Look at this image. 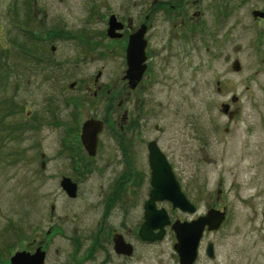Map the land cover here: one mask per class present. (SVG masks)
I'll list each match as a JSON object with an SVG mask.
<instances>
[{"label": "rangeland", "instance_id": "rangeland-1", "mask_svg": "<svg viewBox=\"0 0 264 264\" xmlns=\"http://www.w3.org/2000/svg\"><path fill=\"white\" fill-rule=\"evenodd\" d=\"M123 1L0 0V264L32 239L48 242L45 264H62L69 240L80 237L73 229L88 230L124 157L137 162L139 172L148 171L151 140L188 199L206 195L226 206L225 222L203 240L215 246L216 260L201 256L197 264H264V19L251 16L255 9L264 12V0H200L195 10L204 13L187 41L188 54L180 43L166 64L156 60L157 80L117 110L111 88L123 73L121 60L80 32L94 27L85 20L94 9L116 11ZM39 28L52 35L42 36ZM34 29L37 38L30 37ZM21 44L37 47L42 63ZM235 59L239 73L230 69ZM98 72L100 90L86 91ZM221 104L237 115L228 120ZM123 109L132 123L127 155L111 137L112 120ZM89 117L108 124L96 155L73 169L66 149L78 152L76 134ZM63 176L77 182L75 199L60 189ZM130 187L147 192L146 184Z\"/></svg>", "mask_w": 264, "mask_h": 264}, {"label": "flooded vegetation", "instance_id": "flooded-vegetation-1", "mask_svg": "<svg viewBox=\"0 0 264 264\" xmlns=\"http://www.w3.org/2000/svg\"><path fill=\"white\" fill-rule=\"evenodd\" d=\"M201 1L124 0L123 4L116 11H106L103 12L104 14H98L97 10L94 9V12L91 14L92 16H89V18L85 17L86 24L89 26H96V28H81V35L87 38L89 42H97V50L103 51V53L105 52V54L108 55L119 57L121 60L120 65L123 68V73L120 80L117 79L111 88L117 93L115 95L117 110L123 106L124 101L126 102L132 93L137 90L138 92L141 91L146 86L147 82L149 83L150 81L154 82L157 80L155 72L158 71V66H156V60L158 61V65L166 64L169 58L179 54L181 51L179 49L180 43L186 44L183 51L185 55L188 54L186 50L189 48L187 41L194 36L196 31L195 23L196 21H200L204 13L201 9L195 10L196 3ZM112 16L114 17V30L112 31V36H108V22ZM260 20L261 19H257V21ZM157 27H161V29L159 30ZM140 28L143 29L142 39L145 43L143 48L145 59L142 63V65H144V71L140 80L136 83V86L130 89L128 81L122 79L127 69L126 50L130 36ZM35 29L33 33L30 34L31 38H37V30ZM38 30H40V28ZM40 31L43 33L42 36L50 37L52 35L50 30ZM33 40L36 41L37 39ZM155 41L157 45H154L156 48H153L152 44ZM101 42L106 43L102 44ZM34 49H37V47ZM49 51L53 52L54 47L50 46ZM98 74L100 75V72H98L97 75ZM98 77L96 80L94 78L92 84L86 85V91L96 86ZM118 84H120V86ZM69 85L73 87L74 82ZM218 85L219 82H216V86ZM97 88L100 90V87L96 86V89ZM217 91L219 92L220 89L217 88ZM110 93L109 91L106 92V98L110 99ZM93 94L95 95L96 93L93 92ZM121 94H124V96H121ZM228 112H230V109ZM91 118L98 119L89 117L83 120L82 123ZM99 120L103 122L104 129L105 124H108L107 119ZM81 124L78 133L76 134L74 130L72 134L73 136H75V134L76 137L78 136V152L74 154L73 149H70L71 147L66 149L70 151L67 155L72 161L71 164L73 169L84 166L85 160H91V157L96 155L99 144L98 137L95 155H87L79 139ZM113 124L115 129H112L111 137L115 140L118 150L121 153L125 152L127 155L128 150L131 148L129 138L130 133H132V130H129L132 123L128 122L127 109H123L122 113L119 116L117 115L114 121L112 120V126ZM154 128L161 131L156 125ZM151 141L156 143L155 140ZM149 142L146 143L147 162L145 163L148 171H144L142 174L136 168L137 162L130 159V156L124 157L125 159L121 162L123 171L120 173L119 177L107 187V193L100 202L101 208L97 210L95 217L91 219V225L88 227V230L78 232L76 228L73 229V233H79L80 237L78 240H69V248L62 258V264H180L179 255L174 249L177 241L172 230V225L175 222H194L213 209L225 213L222 224L225 222L227 217L226 206L220 204L218 198H216L215 203L210 202L206 195H204L203 199L199 202L190 200L185 196L190 204L191 212H184L177 208H172V205L167 201H156L152 205H147L151 189V171L149 169L147 151V144ZM128 144L130 145L128 146ZM79 155H82L83 163H80ZM71 181L76 184L77 195L78 184L73 179H71ZM143 184L147 185L145 189L147 192L145 194L138 193V190L137 192H133L135 190L130 187H138L139 189ZM51 208H53V206ZM53 210L54 208L51 210L52 213ZM146 211L150 214V220L147 223L145 220ZM165 220L168 224L164 225L161 229L160 225L163 224ZM222 224L220 226H222ZM141 229L150 232L151 236L154 237L153 240L143 239L139 235ZM161 230V237L157 238L156 235H158ZM212 232L214 231H209L207 227L204 228L197 246L196 257L192 264H197L201 256L210 263L216 260L217 252L213 243L203 241L206 235ZM50 234L51 232L48 229L45 235L49 236ZM47 244L48 242L32 239L30 244L20 250V252L23 251L32 254L37 248H40L45 254L43 262V264H45L48 257ZM209 244L211 245L210 254L213 256L212 258H209L207 255V246ZM8 260L9 259L6 260L7 264H9Z\"/></svg>", "mask_w": 264, "mask_h": 264}, {"label": "water", "instance_id": "water-1", "mask_svg": "<svg viewBox=\"0 0 264 264\" xmlns=\"http://www.w3.org/2000/svg\"><path fill=\"white\" fill-rule=\"evenodd\" d=\"M251 16L253 19H264V12L260 10H252ZM114 17L112 16L108 22L107 35L112 36ZM143 29L140 28L129 38L127 50H126V65L127 69L122 77L123 80H127L129 88L133 89L136 83L140 80L144 71V41L142 39ZM230 69L233 73H239L241 71L240 63L237 59L233 60ZM99 75V74H98ZM96 76V78L98 77ZM95 78V80H96ZM72 87V85H69ZM236 97L231 98V102H235ZM220 110L222 114L226 115L228 120H232L237 115L238 110L229 111L227 104H221ZM103 130V122L99 119H88L81 124L79 139L80 143L86 151L87 155L94 156L98 144V137ZM148 151V163L151 171L150 178V192L147 205H152L156 201H167L172 205V208H177L184 212H191L190 204L185 198L183 192L180 189L178 182L171 170V167L165 158L164 154L160 151L157 144L154 141H150L147 144ZM59 186L65 195L73 199L76 196V184L68 177H62L59 181ZM53 208H51L52 210ZM166 219V217L164 216ZM225 218V213L219 210H211L205 216L197 219L194 222H175L172 225V230L175 234L177 243L174 246L175 251L179 255L180 264H192L196 257L197 246L201 238L202 232L205 227L209 231H216ZM146 223L150 220V214L145 212ZM168 224L167 221H163L160 228ZM161 232L156 235L157 238L161 237ZM139 235L143 239L153 240L154 237L151 233L141 229ZM211 245L207 246V255L211 256ZM45 254L40 248H37L34 253L27 252H15L9 258V264H43Z\"/></svg>", "mask_w": 264, "mask_h": 264}, {"label": "trees", "instance_id": "trees-1", "mask_svg": "<svg viewBox=\"0 0 264 264\" xmlns=\"http://www.w3.org/2000/svg\"><path fill=\"white\" fill-rule=\"evenodd\" d=\"M31 37V36H30ZM18 48L22 51V52H24V53H28V55H29V53L33 56V58H34V60H36L38 63H42V57L39 55L40 53L37 51V49H32V48H30L29 50L26 48V46H25V44H21V45H19L18 46ZM27 55V56H28ZM30 56V55H29Z\"/></svg>", "mask_w": 264, "mask_h": 264}]
</instances>
